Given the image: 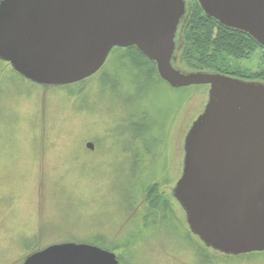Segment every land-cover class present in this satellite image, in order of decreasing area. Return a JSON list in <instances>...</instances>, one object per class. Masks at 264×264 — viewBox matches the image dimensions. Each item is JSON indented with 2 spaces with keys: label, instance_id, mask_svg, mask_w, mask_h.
Masks as SVG:
<instances>
[{
  "label": "water",
  "instance_id": "obj_1",
  "mask_svg": "<svg viewBox=\"0 0 264 264\" xmlns=\"http://www.w3.org/2000/svg\"><path fill=\"white\" fill-rule=\"evenodd\" d=\"M197 2L209 18L264 48V0ZM186 12V0H0V60L30 81L63 86L97 73L114 48L137 47L172 88L208 86L172 196L206 247L234 256L264 252V82L176 67ZM22 264L120 263L97 245L63 242Z\"/></svg>",
  "mask_w": 264,
  "mask_h": 264
},
{
  "label": "rangeland",
  "instance_id": "obj_2",
  "mask_svg": "<svg viewBox=\"0 0 264 264\" xmlns=\"http://www.w3.org/2000/svg\"><path fill=\"white\" fill-rule=\"evenodd\" d=\"M261 55L262 51L258 50L248 59L231 63L255 71ZM175 65L186 70L177 60ZM2 73L0 264H22L33 251L56 243L93 244L99 237L107 242L124 221L121 218L124 214L118 215L119 210L131 196L135 180L131 176L130 144L121 125L113 122L109 129V139L114 143L104 148L97 144L96 135L103 133L108 116L102 103L93 111V105L99 103V94H102L100 86L96 84L99 88L96 86L89 92L90 102L89 99L87 103L81 100L72 107L71 98L65 96L62 89L44 88L17 75L7 63ZM169 90L167 85L161 84L152 94V98L163 103L158 101L163 111L156 113L157 124L168 123L165 143L158 142V151H154V154L160 153L164 146L163 156L151 159L150 166L159 170L158 179L151 181H160V192L171 197L182 174L185 136L205 108L209 87L198 90L179 110L177 106L166 114L173 106L168 103L179 101L180 96L174 92L169 94ZM108 98L113 106L107 94V102ZM161 132L162 129L158 131ZM164 137L162 135V142ZM89 141L95 144L94 150L86 147ZM161 160H164L162 165L159 164ZM151 169L144 170V177ZM148 200L142 192L134 200L135 207H141ZM175 209L176 219L189 230L185 212L176 201ZM137 221L138 218L130 220L128 234L133 228L138 229ZM158 224L129 252L127 264H195L197 258L191 247L181 238L177 239L167 224ZM120 230L125 239L127 231ZM183 234L184 229L181 230ZM151 243L153 245L148 248ZM219 264H264V256Z\"/></svg>",
  "mask_w": 264,
  "mask_h": 264
},
{
  "label": "trees",
  "instance_id": "obj_3",
  "mask_svg": "<svg viewBox=\"0 0 264 264\" xmlns=\"http://www.w3.org/2000/svg\"><path fill=\"white\" fill-rule=\"evenodd\" d=\"M186 1L187 12L179 25L176 38L178 46L176 60L178 63L186 68V71L220 72L246 80L264 82V48L248 34L229 29L213 18H209L203 12L197 0ZM258 50L262 51V55L255 71L238 63H231L232 60L238 62L248 59ZM4 63L6 62L0 60V78L3 77L2 68ZM14 72L21 76L16 71ZM96 84L100 86L102 94H99V103L93 105L95 108L93 111L97 110L98 105L102 103L108 114L106 116L107 126L102 134L96 135L97 144L100 148L110 146L109 144L112 141L109 139V129L113 122L121 125L130 144L129 152L132 155L131 176L135 182H133L131 188V196L126 201L124 208L119 210L118 215L124 214L121 218H124L125 222L123 221L117 226L113 233L114 236H111L107 242L104 237H99L93 244L104 247L115 254L118 252L116 255L119 263L127 264L129 252L137 243L143 241V235L150 228L159 225L158 223H163L171 228L172 233L177 235V239L181 238L186 245L188 244L191 247L192 253L194 252V256L197 258L195 264H219L222 261L231 263L236 262V260L256 259L264 256V252H252L237 256L225 255L206 247L197 236L192 234L190 229L188 230L180 220L176 219V200L172 193L170 197L160 192V181H151L155 178L158 179L159 174L158 168L151 169V159L155 160L163 156L164 146H162L160 153L157 152V147L158 142L161 145L165 143L164 132H166L165 126L168 123L165 125L157 124L156 113L163 110L158 104L159 99L152 98V94H154L157 86L165 84L170 88L169 94L174 92L180 95L179 101L168 103L170 107L173 105L172 108H168L166 112L168 114L177 106L179 110L180 106L198 93V90L204 88V85L174 89L160 78L156 63L145 56L137 47H116L109 54L103 67L91 77L63 86H43L44 88L64 90L65 96L71 98V106L74 107L81 100L87 103L89 99L90 102L89 92L93 91L97 86ZM124 91L126 93H123ZM107 94L111 96L113 106H110L109 98L107 102ZM103 96L104 98H102ZM89 109H92V107ZM166 114L162 116L164 117ZM158 126H162L161 134L158 133L161 130ZM162 135L164 137L163 142ZM155 149L157 151L154 154ZM163 162L164 160H161L159 164L162 165ZM147 168H150L151 171L147 177H144L143 172ZM140 176H143V178L139 179ZM142 192L146 193L149 202L147 201L139 208L135 207L134 200ZM137 208L139 211H137ZM136 218H138L136 222L138 229L135 228L136 230H134L133 228L128 234L129 222L130 220L133 222ZM120 229L127 231L125 239H122ZM183 229L184 234L181 235ZM152 245V243L149 244L148 248ZM30 247L31 249L34 248L32 244Z\"/></svg>",
  "mask_w": 264,
  "mask_h": 264
}]
</instances>
